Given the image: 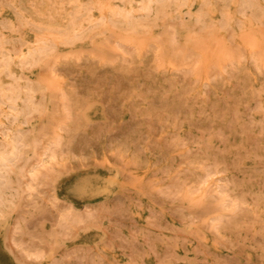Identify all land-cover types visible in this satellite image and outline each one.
Instances as JSON below:
<instances>
[{"label":"rangeland","instance_id":"374dc122","mask_svg":"<svg viewBox=\"0 0 264 264\" xmlns=\"http://www.w3.org/2000/svg\"><path fill=\"white\" fill-rule=\"evenodd\" d=\"M198 7L96 33L98 56L85 39L11 65L45 101L22 125L36 145L1 218L0 264H264V15L231 4L228 24L217 11L200 25ZM153 43L161 68L132 54Z\"/></svg>","mask_w":264,"mask_h":264},{"label":"bare ground","instance_id":"6f19581e","mask_svg":"<svg viewBox=\"0 0 264 264\" xmlns=\"http://www.w3.org/2000/svg\"><path fill=\"white\" fill-rule=\"evenodd\" d=\"M193 1L195 0H0V44L2 41H9L8 37H1L4 33L19 38L16 47L0 45V74L4 73L11 79L7 85L0 79V116L9 120L8 124L0 120L3 135L0 141V227L6 225L1 218L5 216L6 207L12 205L14 200L8 196L17 194L22 184L17 181V177L28 162L26 149H34L36 145V141L28 134L29 129H23L22 125L29 123V116L37 110L36 104H43L45 101L42 85L24 80L25 76L11 65L42 66L44 59L58 57L65 46L76 45L85 39L93 43L88 50L90 55L98 56L101 50L94 44L93 36L96 33L105 29H121L128 33L148 31L158 20L173 16L172 12ZM198 1L199 7L193 21L200 25L212 23L210 14L217 11L222 15L219 25L228 24L229 20L224 14L231 4L237 5L248 20L260 19L264 15L260 0ZM244 45L248 54L253 56L251 44ZM161 53L160 46L153 43L150 47L143 44L135 48L132 54L137 58L144 54L146 58L159 62L161 68ZM173 55H177V52ZM166 62L172 63L169 58ZM3 103L8 104V111L3 112ZM50 147L52 146L48 147V151ZM31 170L33 169L26 172ZM31 173L33 177L36 176L34 171ZM113 181L114 178L108 176L98 189L106 190ZM92 185L96 184L87 178L79 184L77 192L85 194Z\"/></svg>","mask_w":264,"mask_h":264}]
</instances>
